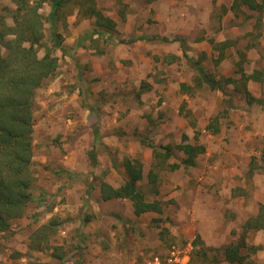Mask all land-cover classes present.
I'll return each mask as SVG.
<instances>
[{
    "label": "rangeland",
    "instance_id": "rangeland-1",
    "mask_svg": "<svg viewBox=\"0 0 264 264\" xmlns=\"http://www.w3.org/2000/svg\"><path fill=\"white\" fill-rule=\"evenodd\" d=\"M35 1L38 0H29L32 4ZM256 1L261 3L264 0ZM49 2L50 0H46L38 10L43 16L42 42L54 50L58 57L56 75L62 74V77L54 78L47 83V88L36 91L31 168L34 178L32 195L35 201L27 206L24 217L14 221L9 232L0 238V264H133L151 254L164 257L171 246L189 252L187 264H228L223 260L221 249L233 240L235 235H239L242 223L254 215L259 206L264 207V77L249 84V90L256 94L257 101L247 104L240 86L243 82L238 72L240 65L246 73L262 70L264 67V4L257 12L241 7L242 9L239 8L225 18L219 15L222 11H218L216 7V11L207 16L208 21L201 20L196 25L197 30L191 33L189 38L176 40L180 47L185 48L187 55L191 56L198 53L193 49L192 41L198 39L195 34L199 36L200 29L202 34L210 37L208 42L216 38L217 56L223 54L224 57L221 69V63H217V80L223 78V74L233 75L234 80H237L235 87L239 92L231 93L233 85L227 88L223 85L217 91H212L207 86L198 88L196 76L188 72H185V75H189L190 83L187 84L191 86V93L185 94L187 98L182 99L183 94L176 85L177 79L173 80L175 84L172 88L162 83L153 84L152 87L162 95L159 90L165 93L169 88H174L172 100H176L178 107H183L182 114L190 111L191 117H185L181 126L178 122L180 128L175 129L167 128L166 125L158 127V124L153 123L145 132L140 133V137L151 142L160 139L161 145L169 144L172 147L178 142V135L187 130L191 141L199 140L200 142L193 143L202 144L205 151L199 156L197 166L180 168L175 172L169 170L168 164L180 163V158L174 157L161 165L160 158H153L151 168L158 176L159 194L156 199L162 204V214L154 215L155 217L148 214L145 217L148 221L140 224V221L135 223L128 220V214L132 211L131 207L125 205L127 200L100 205L96 200V188L104 179L110 177L109 173L112 171L114 176L109 179H122L123 183V176L119 173L122 165L120 167L117 161L118 155L137 159L139 153H135L132 148L133 140L137 139V131L130 135L120 134L118 137L117 127L127 133L132 132L136 120L141 119L139 117L143 108L137 103L142 97V91H146L150 85L145 80L133 78L132 82H128L132 84L130 88L122 87V84L104 73L101 77L90 80L93 83L94 95L93 100L86 105H92L94 109L95 142L97 145L110 147L111 153L114 154L110 153L111 159H108V153L102 156L100 154V161L97 163L96 159L95 167L90 172L89 153L95 146L91 149L89 142H85V132L82 134V143L78 144L72 140V133L64 137L65 128L59 122V117H62V124L64 118L72 121L71 113L63 107L60 96L75 90L77 79L71 60L66 53L63 55L59 48L53 45L55 40L51 32L54 30L60 42L59 46L66 49L65 36L70 31L67 26L72 20L73 26L80 25V19L90 7L102 15L113 12L118 16L117 20L120 16L125 17L128 14L139 18L141 13L135 12L133 7L122 6L120 0H65L58 11L57 19L60 23L52 26L48 19ZM231 2L232 0H222V5L226 6ZM15 9L13 0H0V24L14 26L12 16ZM66 14L71 15L67 22ZM192 16L185 14L181 17L186 21ZM93 17V20L87 19L84 25L95 26L94 22L100 24L101 20ZM148 22L150 23V20ZM60 26L63 30H60ZM216 26L219 29L217 37ZM230 42L231 46L220 45ZM174 46L178 49L176 43ZM213 48L211 46L212 51ZM97 50L101 52L100 48ZM43 54V48H39L37 56L40 58ZM190 65L193 67L192 63ZM85 78L81 77L83 86H87L89 82V78ZM147 81L153 82L152 79ZM85 99L84 94L79 92L78 103L81 102L83 106ZM225 99L229 100L228 103L221 102L226 101ZM215 111L217 120L212 121L211 117ZM127 115L134 122L123 126L122 122ZM171 122L169 119L168 123ZM215 122L218 128L216 135L208 128ZM60 126L62 129H59ZM140 127L142 124H136L135 128ZM107 132L110 134L99 143L101 135L108 134ZM97 134L99 137H96ZM79 145L81 149L78 162H82V165L76 168L68 161L70 159L75 164L76 159L73 156L75 148ZM100 145L96 148V151L99 149L98 154L102 149ZM139 188L149 200L154 198L146 182L142 181ZM87 217L89 221L86 223L84 221ZM51 220L62 223L55 228L54 234H49L46 242L41 243L43 249H32L35 244V232ZM197 236L199 243L195 247ZM251 242L260 248L250 257L249 264H264V231L253 234ZM201 250L206 252L207 259L203 260L198 256L197 253ZM118 252L123 261H117L116 256H111L112 253ZM57 254L63 255L61 260L53 257Z\"/></svg>",
    "mask_w": 264,
    "mask_h": 264
},
{
    "label": "crops",
    "instance_id": "crops-1",
    "mask_svg": "<svg viewBox=\"0 0 264 264\" xmlns=\"http://www.w3.org/2000/svg\"><path fill=\"white\" fill-rule=\"evenodd\" d=\"M120 1L122 2V6L128 8L133 7L135 12H138V14L141 13L140 15L141 18L140 16L139 18L136 17L134 18L131 17L130 14H128V16L125 17L120 16L119 20H117L118 16L115 15L113 12L105 13L103 15L100 13L102 16V19L100 21L102 26L98 22H96V24L94 22L93 24L95 26H93L87 24L84 25V23H86L87 19H92L94 17L83 14V18H81L80 19L81 21L79 22L80 25L73 26V20H72V22H70V24L67 26L68 28H70V31L68 32V35L65 36V43L68 48V49L66 48L65 52L67 57L69 58V60H71V63L73 64L72 70H74L76 73L75 77L77 79V84H75V90L73 89L69 93L65 92V94L63 93L60 96L61 97L60 99H62L63 101V107L67 108L71 113L70 116L72 117V121L69 118L68 119L64 118L65 120L63 119V124H62V117H59V122L61 123V126H64L65 128L63 130L64 131L63 133L65 135L64 137L70 136V134L72 133V138H73L72 140L76 144L82 143L83 140L82 134L83 132H85V136H84L85 142L86 141L89 142L90 144L89 146L91 149L93 148V146H95V149L93 148L91 151H93L94 154L96 155L95 158L97 159V163L100 161V160L98 161V158L101 157L104 153H108L109 154L108 159H111V154L113 153H111L110 147L102 146L103 144L102 145L99 144L102 149L100 150L99 154H98L99 149H97L96 151V148L99 147V145H97V142H95V137L93 133V126H94L93 120L95 116L94 109L92 105L90 106L86 105L87 103H90V101L93 100V95H94L93 83L90 80H92L94 77H101L102 74L104 73L105 76H109V78L115 79L116 82L122 84L121 85L122 87L126 86V88L127 87L130 88L132 86V84L129 83L133 81V78H137L139 81L145 80L146 83L147 82L149 83L150 86L147 87L146 91H142L143 92L142 97L139 103H137L138 105H140V107L143 106V108L141 110V114L139 117L141 119L136 120L132 132L127 133L123 131L122 128L120 129V127L119 128L117 127V133L119 132L117 134L118 137H120V134L130 135L135 130L137 131V137H136L137 139L133 140L132 148L134 149L135 153H139L137 159L141 163L142 178L139 181V185L142 181L146 182L147 186L152 190V194L154 195V198H152L151 200H149V198L145 196L146 201L158 202L159 207L161 209L160 212H146L141 214L140 216H136L132 212L128 214L130 215L128 219L130 220V222L136 223L137 221H140V224H143L141 222L148 221L145 218L148 214L153 215L152 217H155L154 215L162 214V204L160 203V200H157L159 194V191L157 189L158 176L156 171L151 168L152 165L151 161L153 160V158L155 159L160 158V165L164 164V162L166 164L168 160L174 157L180 158L181 160L180 163L171 162L170 165L168 164L169 170L175 172L180 168L186 169V168H194L195 166H197L199 156H201V154H203L205 151L204 146L202 144H197L198 142H200L199 140L195 139L191 141V139L187 136V130H184L183 133L181 132L178 135V142L172 147L169 144L161 145V143L159 142L160 139H158L157 142H151V141H145L142 137H140V133L145 132L147 130L146 128L151 126L153 123L158 124V127H161V125L162 126L166 125L167 128L173 127V129H175V127H179L178 126L179 124L180 126L183 125V121L185 117L187 118L191 117L190 111L185 113L183 112L184 114H182L183 107L182 106L178 107L176 100L174 101L172 100L174 97V94L172 93V91H174V88L173 90L169 88L165 93L162 90H159L160 93H163L162 95V94H158L156 88L152 87L153 84L162 83L172 88V86H174L175 84V81L173 80L177 79L176 85L183 94L182 99H184V97L187 98L185 94L191 93V86L187 84L190 83L188 81L189 75L187 76L185 75L186 74L185 72H188V74L194 73L197 80L199 79V81L201 82L200 84L198 82V84L196 85L198 88L202 86L204 87L207 86L212 91L213 90L217 91V89L220 90V88L217 87L215 89H211L209 87V84L205 80L203 82L201 81L200 78H202L201 76H203L202 74L204 73L208 75L211 79L222 82V86L224 85V88L233 85V87L231 86L232 87L230 90L231 93L239 92V89L238 88L236 89L235 87V85L237 86L236 84L237 80L236 79L234 80L233 75L223 74V78L221 77L220 80L219 79L217 80V65L221 63V65L219 66V69H221L223 63L222 59L224 57L223 54H218L217 56L218 42L216 38L208 42L210 37H208L205 34H202V31L200 29L198 31L199 36L197 35V33L195 34V37L197 36L198 39L192 41L194 46L193 49H195L196 50L195 52L198 53L194 52L195 54L194 55L192 54L191 56L187 55V51L185 50V48L180 47V43L176 42V40L182 38L183 39L189 38L191 33L197 30L196 25L201 20L202 22H205V20L208 21L207 16H209L210 12H215L216 7L218 11L219 9L222 11L221 14L219 13V15L223 16V18H225L228 14H234L236 10H238L241 7L243 8L246 7L248 10L253 12H257V9L256 10L250 9L246 5H238L232 8V5L235 0H232L230 4L227 3L226 6L224 4L225 7L222 5V0H120ZM255 3L258 4L261 8L264 4V1H262L261 3L260 2L258 3V1H256ZM262 9L264 10V7H262ZM52 12H53V5L51 4L50 1L48 3V14L50 15ZM185 14H187L188 16L191 15L193 16L188 17L186 21H183L184 17L181 16H184ZM69 16L71 15L66 14L65 17L66 22L68 21L67 19L69 18ZM148 20H150V23L148 22ZM49 21L51 23L50 25L52 26H56V24L60 23L58 19L56 20L54 19V21L52 20ZM81 22H83V24ZM215 28H216L215 33L217 37V31H219V29L217 28V26ZM60 30H63L62 26H60ZM175 43L177 45L176 48L178 49H175L174 46ZM186 44L188 45L187 42ZM220 45L231 46L232 44L230 42V43H225V45L220 43ZM211 46L214 47L213 51L211 50ZM99 48L101 52L97 50ZM190 57H192L194 60H192V58ZM241 62H243V60ZM190 63L193 64L192 65L193 67H191ZM263 69L264 67L262 68V70ZM262 70H254L253 72L246 73L243 71V68L240 65L238 72L240 74V79L243 82L242 85L240 86L242 87V92L245 99L246 96L244 93V87L249 92V94L255 100H257V98H255L257 97L256 94L250 92L249 84H251V81L258 82L262 80L263 79L262 77L264 76L262 75L260 80L249 79L248 81H246L245 79L242 78V73H244L245 76H249L250 74H253L255 71H262ZM218 76H221V74H218ZM56 77L61 78L62 74L56 75L54 78ZM81 77L83 78L86 77L85 79L89 78V82L87 83V86L86 85L83 86ZM148 79H152L153 82L147 81ZM223 79H229L231 80V82L224 83L222 81ZM134 85L137 86L138 84L135 83ZM56 89L60 90V88L57 87ZM124 90L122 92H124ZM79 92L80 94L83 93L86 98L83 106L81 105V102L78 103L77 100ZM223 93H225L224 90ZM225 100L226 101L222 100L221 102L228 103L229 100L228 99ZM140 107L136 106V108H140ZM130 110L131 108L129 109V111ZM214 113H215L214 116L211 117L212 121L217 120V111H215ZM173 118H177V119H173ZM169 119L172 120L171 123H168ZM133 122L134 120L130 119V117L127 115L126 119L122 123H124L123 126H128L130 124H133ZM136 124H142V127L136 129L135 128ZM61 126L59 127V129H62ZM208 128L212 131L214 135L217 134L218 128L216 122L214 125H209ZM67 129H70V131H68ZM107 133L108 134L104 133V135H101V138L99 139L100 140L99 143H102L101 139L103 138L105 139V137L110 134V132ZM99 135L97 134L96 137H99ZM183 136H186L187 142L190 145L201 146L203 148V152L197 155V157L195 158L194 166L185 167L184 165L181 164L185 155L180 149H178L177 146L181 145ZM148 142L154 144L155 146L168 147L169 149H171V155L166 159H161V157L165 154V151L163 149H159L157 150V153L161 157L158 156L156 158L153 150L147 146ZM193 142H197V143H193ZM80 149H81L80 145L75 148V153H74L75 156H73L76 159L75 164L70 159L68 161L70 164L75 165L76 168L82 165V162L80 163L78 162L79 161L78 154ZM161 150H163L164 152L161 153L160 152ZM87 151L88 148L86 149V153ZM68 155L72 159L69 153ZM64 157L66 158L67 156L65 155ZM126 159L127 158L125 156H121V155H118L117 157V161L119 162L120 167L122 165L120 169L121 172L119 173L122 174L123 179H125V170L123 167V162ZM174 164H177L178 168L173 169L172 166ZM109 166H111V161ZM64 167L68 169V167L66 166ZM150 172H153V174L157 176L154 185L148 182ZM109 175H110L109 178H112V176H114V172L113 171L110 172ZM109 178L104 179L103 182L107 183L113 188H118L122 184L121 183L122 179L121 181H117L115 179H109ZM96 193H98V195L96 196V200L99 202L100 205H105L106 203H112L118 200L120 201L126 200V199H110L106 201L102 200L100 196V185L98 186V188H96ZM125 205L127 207L128 206L131 207V202L127 200V203H125ZM128 220L126 221V223L129 222ZM197 238L199 239L198 236ZM137 251H139V249ZM152 255H157V254H151V256ZM111 256L113 258L116 256L117 261H123L121 259L122 255L119 252L112 253Z\"/></svg>",
    "mask_w": 264,
    "mask_h": 264
},
{
    "label": "trees",
    "instance_id": "trees-1",
    "mask_svg": "<svg viewBox=\"0 0 264 264\" xmlns=\"http://www.w3.org/2000/svg\"><path fill=\"white\" fill-rule=\"evenodd\" d=\"M45 1L38 0L32 4L29 0H13L16 4L12 16L15 25L0 24V238L9 232L14 221L24 217L27 206L35 201L32 195L34 178L31 169L35 96L38 89L45 87L56 76L58 68V57L54 50L42 42L44 38L43 16L38 10ZM50 1L53 5V12L48 19L54 21L58 18V11L65 0ZM238 5H246L253 10L260 8L253 0H240L238 4L234 1L232 8ZM84 15L102 19L101 14L92 7L85 10ZM51 36L55 40L53 45L59 48L64 55L66 49L59 46L60 42L54 30ZM39 48H43L44 51L40 58L37 56ZM263 71L264 69L255 71L249 76L242 73V78L246 81L260 80ZM202 75L201 81L205 80L211 89L222 88V82L215 81L204 73ZM222 81L231 82L229 79ZM198 82L201 83L199 79ZM244 93L248 104L257 101L245 87ZM147 146L153 150L156 158L160 156L157 153L159 149L165 151V154L160 156L161 159H166L171 155V149L168 147L155 146L150 142ZM177 147L185 155L181 162L185 167L194 166L195 158L203 152L201 146L190 145L186 136L182 137L181 145ZM95 156L93 151L89 153L90 172L96 164ZM262 158L264 162V155ZM123 167L125 179L118 188H113L104 182L100 184L101 199L104 201L129 200L131 211L136 216L146 212H160L158 202H147L145 194L139 188V181L142 178L140 161L127 158L123 162ZM172 168H178V165L174 164ZM148 179V182L154 185L157 176L150 172ZM88 221L87 217L84 222ZM60 223L62 222L51 220L40 227L34 234L35 244L32 249H43L41 243L47 241L49 234L55 233V228ZM262 231H264V207L259 206L257 212L242 223L239 235H235V238L221 249L223 260L228 264H249L250 257L260 248L252 244L251 238L253 234ZM198 241L196 238L195 247ZM197 254L201 259H207L204 250ZM62 256L57 254L53 257L61 260Z\"/></svg>",
    "mask_w": 264,
    "mask_h": 264
},
{
    "label": "built area",
    "instance_id": "built-area-1",
    "mask_svg": "<svg viewBox=\"0 0 264 264\" xmlns=\"http://www.w3.org/2000/svg\"><path fill=\"white\" fill-rule=\"evenodd\" d=\"M188 261L189 252L187 250H181L175 246H171L164 257L152 255L133 264H187Z\"/></svg>",
    "mask_w": 264,
    "mask_h": 264
}]
</instances>
